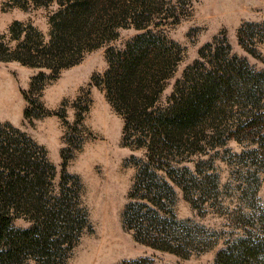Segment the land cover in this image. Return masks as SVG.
Listing matches in <instances>:
<instances>
[{"label": "trees", "instance_id": "trees-1", "mask_svg": "<svg viewBox=\"0 0 264 264\" xmlns=\"http://www.w3.org/2000/svg\"><path fill=\"white\" fill-rule=\"evenodd\" d=\"M33 1L47 5L54 0ZM57 2L60 7L50 16L49 39L44 40L33 26L23 29L16 22L11 32L23 39L15 48L0 42V60H18L59 73L80 62L86 52L117 38L118 28L137 29L123 48L108 50L109 67L104 74L107 96L125 119V139L135 149H145L124 213L125 223L136 240L153 249L182 257L205 251L211 244L203 236V228L177 215L176 187L187 198L198 190L211 192L206 182L202 187L197 181L199 162L194 169L185 164L194 160L205 142L222 145L223 137L251 140L257 145L253 151L263 153L264 69H255L246 56L209 43L210 57L188 66L169 103L160 106L159 97L183 51L179 42L151 27L154 8L146 6L152 0ZM239 37L246 50L255 54L244 43L255 35L242 27ZM238 107L242 115L236 117L233 112ZM207 125L215 126L217 133L203 141ZM56 174L44 149L40 152L25 132L0 121V264H23L28 257L36 258L37 264H60L58 259L65 255L63 244L71 248L82 233L87 218L74 207L69 194L62 191L52 203L47 197ZM258 188L250 187L246 194L255 199ZM251 204L254 212L242 224L248 222L253 229L220 249L215 264H264V206ZM19 216L32 225L16 227L14 219ZM115 264L161 263L153 255H144Z\"/></svg>", "mask_w": 264, "mask_h": 264}, {"label": "rangeland", "instance_id": "rangeland-1", "mask_svg": "<svg viewBox=\"0 0 264 264\" xmlns=\"http://www.w3.org/2000/svg\"><path fill=\"white\" fill-rule=\"evenodd\" d=\"M59 7L57 0L47 5L33 0H0V42L10 48L18 46L23 37L16 39L11 32L16 22L23 29L33 26L47 41L50 16ZM146 7L154 8L151 27L179 42L183 51L158 105L169 103L188 66L210 57L209 43L230 54L246 56L255 69H264V0H152ZM242 27L255 35L254 40L244 42L255 54L240 42ZM117 31V38L86 52L80 62L59 73L18 60H0V121L25 132L56 166L57 174L47 192L50 202L64 191L87 218L73 246L63 244L65 255L58 261L91 264L88 257L102 244V263L98 258L96 264H115L144 255L155 256L161 264H215L220 249L253 229L248 222L242 224L254 212L251 203L264 206V151L255 153L257 145L251 140L223 137L224 144L205 142L193 155L194 160L185 163L194 169L199 162L197 181L202 187L206 182L211 192L198 190L187 198L182 188L176 187L175 210L179 219H191L203 228L211 247L182 257L136 240L134 231L126 226L124 213L145 149H135L125 139V119L107 96L104 74L109 67L108 50L123 48L139 31L134 27ZM241 112L238 107L233 113L239 117ZM216 133L215 126L207 125L203 141ZM250 187L254 191L259 187L255 199L246 194ZM32 223L24 216L14 219L20 228ZM112 247L116 249L104 260ZM37 262L28 257L23 264Z\"/></svg>", "mask_w": 264, "mask_h": 264}, {"label": "bare ground", "instance_id": "bare-ground-1", "mask_svg": "<svg viewBox=\"0 0 264 264\" xmlns=\"http://www.w3.org/2000/svg\"><path fill=\"white\" fill-rule=\"evenodd\" d=\"M115 249H116V248H113V247H112V248L108 251L109 253H108L107 255L103 256L104 260H105V258L109 259L110 256L112 255V253L114 252ZM93 251H94V252H92V255H90V256L88 257V261H89V263H91V264H96L95 260L98 259V258H101V263H102V254H104V253L102 252V244H101L100 246H98L97 248H95ZM110 254H111V255H110Z\"/></svg>", "mask_w": 264, "mask_h": 264}]
</instances>
